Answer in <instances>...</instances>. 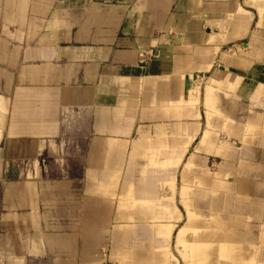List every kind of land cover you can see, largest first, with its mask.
<instances>
[{
  "label": "crops",
  "instance_id": "crops-1",
  "mask_svg": "<svg viewBox=\"0 0 264 264\" xmlns=\"http://www.w3.org/2000/svg\"><path fill=\"white\" fill-rule=\"evenodd\" d=\"M1 16L12 21L13 30L40 36L12 41L9 57L1 58L8 69L0 64V264H105L109 239L119 264H147L136 251L143 244L135 239L152 241L151 247L158 243L165 264L176 262L170 242L183 217L175 204L177 170L186 220L174 241L180 230L192 228L187 211L194 212L203 220L223 221L212 229L196 227L201 242L233 236L241 264H264V235L257 243L240 220L248 209L246 218L259 220L264 230V207L242 199L197 206L195 198L209 191L193 190L188 179L193 142L216 140L203 131L206 116L207 126L223 128L230 138L240 136L237 151L249 159L251 140H245L230 113L264 95V0H0ZM28 17L39 26L28 25ZM236 45L241 50L225 52ZM210 89L216 90L212 110ZM259 105L264 109V101ZM215 112L223 118L217 125V117L211 118ZM254 113L244 129L264 141V113ZM33 144L54 146L57 153L72 146V153L58 159L77 160L85 179L44 180L42 172L41 181L4 179L12 146ZM81 144L86 146L82 153ZM226 153L218 170H227L228 178L224 164L234 156ZM261 168L240 159L242 171ZM120 176L119 184L111 183ZM246 183H237L238 193L256 198L258 191L244 192ZM183 191L190 192L191 203L182 201ZM211 260L232 264L216 255Z\"/></svg>",
  "mask_w": 264,
  "mask_h": 264
},
{
  "label": "rangeland",
  "instance_id": "rangeland-1",
  "mask_svg": "<svg viewBox=\"0 0 264 264\" xmlns=\"http://www.w3.org/2000/svg\"><path fill=\"white\" fill-rule=\"evenodd\" d=\"M4 7H5V5H4ZM27 20H28L27 21L28 25H31V24L34 25L33 28H36V25H37V27L39 26L38 25L39 23L36 21V18L31 19L30 17H28ZM13 22L16 23V20ZM13 29H14V27H12V21L9 20V22H8V20L5 18V16H1L0 17V64L3 66L5 64L4 63L2 64L1 58L5 57V56L9 57V52L12 51V49L10 48V46H12V41H15V40L16 41H23L24 39H27V40L32 39L33 40V39H36L38 36H40L39 32H32V33L31 32H24V31L22 32V31H18V28H16L15 30H13ZM24 30H25V27H24ZM234 49L235 50L236 49L241 50V46L236 45L233 48L230 47V48H226L224 50L228 55H231L235 51ZM247 52L248 51H246L245 54L241 55L242 58H244L245 56H248ZM246 66H248V65H246ZM7 67L8 66H6L5 68L8 69ZM217 88H218L219 92H223V87L217 86ZM215 91H216L215 89H210V95H209L210 96L209 97V104L211 105L209 108L210 110H212L211 108L214 106V104L212 105V103H213L212 99H214L213 95H214ZM224 97L226 99H224L225 101L223 102L224 103L223 107L227 108V106H228L227 98H229V95H226ZM252 101L248 100L246 102H241L240 103V109L237 108V109H235V112L230 113L231 117L234 119L233 124L240 126L241 131L244 130L243 133L246 134L245 140H251V142L249 141L250 145L248 144V146H247L248 147V154L250 152L249 159H248L247 155H244L242 157V155L240 154V151H237L238 148L240 147V136H238L236 138H232V137L230 138V137L226 136V134H225L226 132H225V130H223V128H221V127L216 128V126H215V128H213L212 126H207V116H206V119L204 120V122L206 123V126L203 128V131L205 129H208V131L210 132V134H209L210 138H212L214 140V137H215L216 140L213 143L201 145V144H199V138H198V140L193 142V144L189 148V155H191V153H193V156H194L193 160H192V166H190V168L188 170V179H189V182L190 181L192 182V183H190V185L193 184V186H192L193 190H199V189L205 188L209 191L206 196H204V197L198 196L195 198L197 201V206H201L204 204L207 205L209 202L213 201L211 198H213L214 195L222 196V194L227 192V193H230L232 195L233 204H237V201L239 199H242V202L247 204V205L251 201H253V202H255L253 207H257L259 205L261 208L264 207V160L262 158L264 156L263 137L262 136H255V131H252V129L251 130L244 129L246 119L253 117L255 115L254 112L264 113V111H263L264 109L259 105L260 102L264 101V95L260 97V101H258V102L256 101L253 103H252ZM1 109H2V106L0 107V110ZM213 111H214V109H213ZM212 116H214V117H211V118H213V119L215 118V120L217 117V123L215 125H217L218 122L222 121V119H223L222 116L219 114H216V112L212 113ZM253 133H254V135H253ZM194 137H195V135L193 134L191 136V138L186 142V145L182 149V153L180 155H178V160L181 159L184 151L190 145V142L194 139ZM229 141L234 143V144L230 145ZM235 143H238V145L237 144L235 145ZM85 147L86 146L84 144H81V147H80L81 153L85 152V150H86ZM54 148H55L54 146H52V147L49 146L47 148L46 147L43 148V146L36 145V144L12 146V155H11L12 160H10V159L6 160V163L7 162L10 163V166H9L10 168H9L8 172L3 176V178L7 179V180H12V181L21 180V182L33 181V180L41 181L39 178H40V176L43 175L42 178L44 180H51L52 177H54V178L61 177L63 179H66V181L75 178L76 182H74V183H78V179H80V180L85 179L84 174L82 173L81 165L77 160L69 159V160L64 161V160H61V156L59 157L60 159H58V156L60 154L63 155V153L64 154L72 153V146H70V147L65 146L63 153H61V152L57 153L56 148L55 149ZM195 148H197V150ZM227 151L233 152L231 154H233L234 159L233 160L227 159L225 161L226 163L224 165L230 169L229 174H228V178H225L224 173H226L227 170H223V168H222L219 171L218 165L220 163H222V161H223L221 158V156L223 154H225L226 157L228 156V154L226 153ZM240 159H247L252 164H260L262 168L259 170H253V171H242L239 169ZM171 164L169 166L172 167ZM179 165L180 164H178V168H180L179 170L183 169V164L181 165V167ZM63 170H64V173H63ZM32 171L34 173L33 174L34 176H32ZM40 172H42V175L40 174ZM215 173H218V174L215 175ZM176 178H177V180L175 182V188H176L175 204L177 205V207L181 211L183 217H182V220L176 224V228H174V226H173L175 231L173 232V237H172V240L170 242V251L174 255V257L177 259V261L174 262L175 261L174 260L170 264H185V261L188 263L192 262L191 257L186 252L183 251V248H179L182 250H177L176 248H174V242H175L174 241V234L179 227L184 225V221L186 220L185 210L183 209V204L180 201L181 199L179 196V190L181 187V182H180L181 178H180V172L178 170L176 172ZM121 179H122L121 176L116 178V179L114 178V179H112L111 183L113 181H117L119 184L121 182ZM213 180H214V182H213ZM91 181H93V180H91ZM182 181H185L184 173L182 174ZM240 181H243L244 183L247 182L246 184L248 186H244L245 187V190H244L245 193L247 192L249 194V193H251V190L253 191V189H254V190L258 191L259 195L256 198H253V196H251V194H249V196H245V195L238 193L239 186L237 183ZM94 182H97V181H94ZM108 182H110V178L108 179ZM169 186H171V188H173V190H174V183L173 182L170 183ZM163 189L165 190V192L167 194L170 193L168 191L166 185H163ZM184 198L187 202L191 203L192 196L189 192L185 193ZM154 203H157V202H154ZM250 208L251 207H249V209ZM232 210L234 211L233 208H230V211H232ZM247 210L242 211V214L244 216H240L241 217L240 220L242 221L241 226L243 224H244V226L248 225L249 226L248 231H251V233L256 238H258L256 241L257 243H261L260 237L261 236L263 237L264 230H263V228L259 227V223H257V222H259V220H256L255 218H251L248 220L246 218L249 215V212ZM158 211L159 210H158L157 206L154 205V207H152V212L155 214V213H158ZM186 211H187V209H186ZM203 211L205 212V215L208 213L207 208L204 209ZM176 212L178 213V211H176ZM258 212H260V210H258ZM187 215H190L189 216L190 221L193 222L192 228H189L187 230L188 232L186 231L185 236H188V237L189 236L190 237L191 236L197 237L198 235H200L201 230L196 229V227L208 226L209 229H212V228H215L216 226H219V224H221L223 222L222 220H218L216 218L215 219H207L206 218L205 220H203V218H197L200 216H198L194 212L188 213V211H187ZM150 216H151V213L147 215L148 218ZM222 216H223V214L221 213V217ZM189 218H188V220H189ZM195 218H197V219L195 220ZM203 221H205V222L203 223ZM225 222H226V220H225ZM115 223H116V219H114V221H113V224H115ZM193 227H195V228H193ZM194 229L196 230V232ZM112 230L115 231L116 229L112 228ZM192 230H194L193 234H192ZM246 230H247L246 227H244V228L241 227L242 232H247ZM138 232H139V235H141L140 229L137 230V234H138ZM166 237H167V235H162L160 242L165 243L167 241ZM151 242L152 241L149 242L148 240H137V239H135L133 241V243H142L143 244L142 246H138L136 251L140 255H142L145 259H147V264H165L163 256H161V250L158 248V243H156L154 241L156 244L152 243V247H151ZM112 243H113V241H111L110 239L107 240V242H106L107 252L105 253V261H104L105 264H119L116 255H113V253H112L113 252L111 249ZM203 245H204L203 247L208 246V244H203ZM160 247L164 248V244H161ZM167 248H168V245L166 246V249ZM126 249H127L126 245L123 244L122 249H120V252L125 253ZM226 251L227 250L225 248V250L223 252H226ZM221 253H222V251H221ZM221 256H223V255L220 254V256L218 257L220 262H228V261H226V258L221 257ZM152 260H153V263H152ZM102 264H104V263H102ZM196 264H198V263H196Z\"/></svg>",
  "mask_w": 264,
  "mask_h": 264
},
{
  "label": "bare ground",
  "instance_id": "bare-ground-1",
  "mask_svg": "<svg viewBox=\"0 0 264 264\" xmlns=\"http://www.w3.org/2000/svg\"><path fill=\"white\" fill-rule=\"evenodd\" d=\"M189 192V191H187ZM190 193V192H189ZM185 191L182 192V196H184ZM196 194H199L198 192H196ZM201 197H203L201 195ZM213 201L210 202V204L217 206V205H221L224 203V205L226 204H231V197L230 195L225 197V198H221V197H213L211 198ZM182 201L185 202V198L182 197ZM223 202V203H222ZM222 206V205H221ZM185 208L187 209L188 206H185ZM224 210V209H223ZM187 228V227H186ZM231 228V227H229ZM187 229H182L180 230V232L177 235L176 238V242H175V247L177 250H182L179 248H183V251L186 252L190 257H191V264H213V260H211V257L213 255H216V257H219L220 254H222L224 257L226 258V261H230V263L232 264H241L240 261L242 260L240 257V248L238 246H236V242L233 239V236H229L227 238L224 239V241H214V242H201V240H203L204 237L202 236H197L196 238H192L191 240L188 239V237H186V231ZM191 230V229H190ZM195 230V229H194ZM192 230V234L193 231ZM231 231V230H230ZM188 232V231H187ZM190 232V231H189ZM196 232V230H195ZM250 232V231H249ZM197 234V233H196ZM195 236V235H194ZM200 237H202V239H200ZM242 238V236H241ZM240 238V239H241ZM240 242V241H239ZM224 244L222 246H220L219 244ZM203 244H208V246L203 247ZM248 244V243H247ZM240 245V244H239ZM253 245V244H251ZM242 246V244H241ZM257 246V245H256ZM259 246V245H258ZM220 247V248H219ZM224 248V249H223ZM226 248V252H223ZM243 248V247H242ZM255 248V247H254ZM223 249V250H222ZM246 249V248H245ZM249 249V248H248ZM257 250V249H256ZM222 251V253H221ZM247 251V250H246ZM183 253V252H182ZM219 253V256H218ZM247 253V252H246ZM253 256V255H252ZM187 258V257H186ZM215 258V257H214ZM213 258V259H214ZM254 258V257H253ZM252 258V259H253ZM217 259V258H216ZM219 259V258H218ZM249 259V258H248ZM247 259V260H248ZM256 259V258H255ZM215 261V260H214ZM225 261V260H224ZM249 261V260H248ZM250 261L252 262V260L250 259ZM257 261V260H256ZM186 262V261H185ZM188 263V262H186ZM216 264V262H215ZM245 264V263H244ZM258 264V263H257Z\"/></svg>",
  "mask_w": 264,
  "mask_h": 264
}]
</instances>
